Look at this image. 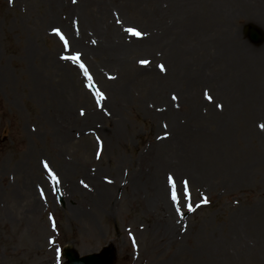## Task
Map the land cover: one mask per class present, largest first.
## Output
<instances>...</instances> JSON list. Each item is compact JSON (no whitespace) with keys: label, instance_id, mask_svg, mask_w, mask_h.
I'll list each match as a JSON object with an SVG mask.
<instances>
[{"label":"rangeland","instance_id":"rangeland-1","mask_svg":"<svg viewBox=\"0 0 264 264\" xmlns=\"http://www.w3.org/2000/svg\"><path fill=\"white\" fill-rule=\"evenodd\" d=\"M169 1L0 0V264H64L67 246L89 255L107 245L113 264H217L240 233L264 238V96L227 124L232 149L252 159L248 178L225 187L181 175L178 203L162 214L175 234L162 237L152 150L195 128L210 138L225 94L248 83L264 94V39L246 31L264 34V0H226L222 12L217 0H175V13ZM110 37L129 45L125 58ZM91 44L99 50L83 54ZM76 53L91 80L64 58ZM113 179L107 205L96 190ZM229 255L223 264H264L263 253Z\"/></svg>","mask_w":264,"mask_h":264},{"label":"bare ground","instance_id":"bare-ground-1","mask_svg":"<svg viewBox=\"0 0 264 264\" xmlns=\"http://www.w3.org/2000/svg\"><path fill=\"white\" fill-rule=\"evenodd\" d=\"M224 2L225 3H223V1L218 2L217 0V8L221 12L232 10L226 6V0H224ZM167 9H169L170 13H175L178 10L176 1L170 0ZM111 39V37L104 39L105 44L110 47L109 51L125 58L129 45L125 42H115L112 44ZM96 50H99V46H92L91 44V46L84 47L82 53L92 54V52ZM219 50L222 53V50ZM255 60H258L257 56ZM251 79L254 80V76H252ZM256 92L257 91L248 83V87L244 91L225 94L222 99H226V102L222 104L223 108L221 112L215 111L208 116V119L212 122L216 120L217 127L215 133L208 136L210 138H206V134H203L201 130L194 127L195 129L193 131H187V136L180 145L179 142H176L172 147H168L163 146L162 143L161 147H155L152 150L150 161L148 162V171L152 176L149 185L150 192L153 196V202L159 207L158 214L161 218L160 229L164 239L173 240L172 238L175 234V228L171 219L162 214L165 213L171 216L170 207H174L173 204H175L172 200V189L174 187V190L177 191L179 187L178 178L181 175H186L189 180L195 182L198 180L200 183L204 184H207L209 179L214 178V180H218V182L225 187L229 185H239L243 180L248 178L251 168L248 163L252 162V159L245 154L242 155L244 157L241 158L240 155H237L234 149H232V143L228 138L230 128L227 124L230 123L233 118L243 116L245 111L247 114L250 109L251 112L255 109L254 104L260 101L261 96H264L263 92L254 95ZM170 121L171 124H176L178 126V120H176V118L171 117ZM198 121L199 120L193 118L190 120V122H192L190 125L196 124ZM258 162H260V164L264 162V155L258 158ZM129 177H134L136 179V184L134 186L135 190L138 191L137 183L140 174L130 175ZM119 183L118 180L113 179L105 182L103 185L99 184V190H96L98 191L96 198H99V201L109 205L114 190L119 188ZM239 216L237 222L238 225H241L239 227V232H242V230L248 226V223H246L247 218L245 215L241 214ZM240 234L228 247L231 250L233 249L231 256L228 254L232 263H235V259H239L246 254H253L254 252L264 254V238L259 239L248 236L247 239H241ZM228 255L224 248L218 249L214 259L220 261V263L217 264H223L224 261L227 260Z\"/></svg>","mask_w":264,"mask_h":264},{"label":"water","instance_id":"water-1","mask_svg":"<svg viewBox=\"0 0 264 264\" xmlns=\"http://www.w3.org/2000/svg\"><path fill=\"white\" fill-rule=\"evenodd\" d=\"M246 31L254 43H260L264 39L261 31L257 27L248 25L246 26ZM63 255L66 259L65 264H112L115 258L112 246L102 249L100 254H89L84 257L79 256V254L67 248L63 251Z\"/></svg>","mask_w":264,"mask_h":264},{"label":"snow or ice","instance_id":"snow-or-ice-1","mask_svg":"<svg viewBox=\"0 0 264 264\" xmlns=\"http://www.w3.org/2000/svg\"><path fill=\"white\" fill-rule=\"evenodd\" d=\"M73 2H75V0H73ZM56 31H57V34L59 35V30H56ZM126 31L130 32L132 35H135V36H140L141 35V33H139L138 31H136L134 29H126ZM61 39L64 41L65 49L68 50L69 45H68L67 40L63 36H61ZM64 58L65 59H69V60L73 61L74 63H79V53H76L74 55H69V56L64 57ZM141 63L146 64L148 62L147 61H141ZM79 67L84 72L86 78L88 80H91V77L88 75V72H87V69L85 68V66L82 63H79ZM161 70H163V66H161ZM97 95H100V94L97 93ZM260 127L262 129H264V125H260ZM53 179L55 180V177H53ZM185 193L187 194V186H186V184H185ZM172 200H173L174 203H178V196H177V193H176L175 190H173V192H172ZM189 210H191V206H189ZM177 211H179V208H177Z\"/></svg>","mask_w":264,"mask_h":264}]
</instances>
